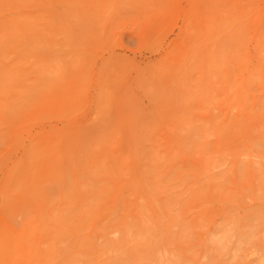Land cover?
Wrapping results in <instances>:
<instances>
[{
  "label": "rangeland",
  "instance_id": "rangeland-1",
  "mask_svg": "<svg viewBox=\"0 0 264 264\" xmlns=\"http://www.w3.org/2000/svg\"><path fill=\"white\" fill-rule=\"evenodd\" d=\"M0 11V264H264V0Z\"/></svg>",
  "mask_w": 264,
  "mask_h": 264
},
{
  "label": "bare ground",
  "instance_id": "bare-ground-1",
  "mask_svg": "<svg viewBox=\"0 0 264 264\" xmlns=\"http://www.w3.org/2000/svg\"><path fill=\"white\" fill-rule=\"evenodd\" d=\"M14 2H15V1H14ZM5 11H6V10H5ZM0 13H1V11H0ZM30 21H31V18H30ZM31 22H34V21H31ZM33 24H34V23H32V25H31L32 27L34 26ZM14 26H15V25H14ZM9 29H10V28H9ZM29 31H32V33H33V30H32V29H31V30H28V32H29ZM8 32H10V31L7 30V35H6V37H8ZM15 35H16V34H15ZM1 37H2V36H1ZM21 37H22V36H21ZM14 39H16V38H14ZM32 43H34V42H32ZM31 45H32V44H31ZM36 46H37V45H36ZM32 47H35V45L32 46ZM2 49H3V48H2ZM24 51L27 52L28 50L26 49V50H24ZM28 52H29V51H28ZM28 52H27V54H28V55H31V54L28 53ZM31 53H32V52H31ZM25 56H27V55L25 54Z\"/></svg>",
  "mask_w": 264,
  "mask_h": 264
}]
</instances>
